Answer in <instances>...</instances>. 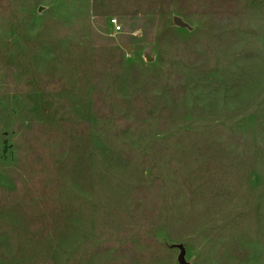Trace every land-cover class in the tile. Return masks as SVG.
Masks as SVG:
<instances>
[{
	"label": "rangeland",
	"instance_id": "rangeland-1",
	"mask_svg": "<svg viewBox=\"0 0 264 264\" xmlns=\"http://www.w3.org/2000/svg\"><path fill=\"white\" fill-rule=\"evenodd\" d=\"M180 255L264 264V0H0V264Z\"/></svg>",
	"mask_w": 264,
	"mask_h": 264
},
{
	"label": "water",
	"instance_id": "water-1",
	"mask_svg": "<svg viewBox=\"0 0 264 264\" xmlns=\"http://www.w3.org/2000/svg\"><path fill=\"white\" fill-rule=\"evenodd\" d=\"M175 23H177V24H181V22H180L178 19H175ZM178 262H179V264H186V263L182 260V255H180V256L178 257Z\"/></svg>",
	"mask_w": 264,
	"mask_h": 264
},
{
	"label": "built area",
	"instance_id": "built-area-1",
	"mask_svg": "<svg viewBox=\"0 0 264 264\" xmlns=\"http://www.w3.org/2000/svg\"><path fill=\"white\" fill-rule=\"evenodd\" d=\"M111 25H113V26L116 28V30H118V29H119V26L117 25V23H116V20H115V19H111Z\"/></svg>",
	"mask_w": 264,
	"mask_h": 264
}]
</instances>
